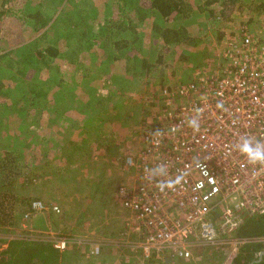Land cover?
I'll list each match as a JSON object with an SVG mask.
<instances>
[{"label": "rangeland", "instance_id": "374dc122", "mask_svg": "<svg viewBox=\"0 0 264 264\" xmlns=\"http://www.w3.org/2000/svg\"><path fill=\"white\" fill-rule=\"evenodd\" d=\"M188 1L194 11L188 22L181 23L190 32L188 41L166 47L154 30L163 21L151 9L144 6L148 14L144 21L137 22L143 9L140 4L151 0H15L21 8V19H12L17 23L16 45L14 52L0 60V78L14 88L5 101L8 108H0L6 117L0 132V203L4 202L0 207L12 203V198L7 199L11 193L25 198L27 203H16L14 224L0 225V261L7 257L4 251L10 243L18 239L53 244V239L68 236L72 243L66 252H60V264H232L231 248L207 247L190 260L159 262L140 258L118 239L126 215L118 189L133 182V170L126 158L139 152L142 126L162 108L161 88L216 73L222 66L223 38L241 26L264 35V0H240L229 20H215L201 11L205 0ZM33 14L47 19L43 29H33L37 17ZM111 16L128 20L129 28L136 27L143 46L138 53L133 52L136 59L121 60L122 64L114 69L119 72L114 80L95 66L103 54L101 45H96L100 50L97 53L76 52V47L89 38L88 25L97 30ZM175 24L180 25V20ZM132 35L128 38L130 44ZM101 41L102 38L98 40ZM148 44L151 47L147 48ZM49 45L63 51L49 67L42 68L33 48ZM152 51L154 56H150ZM159 54H163L162 64L156 58ZM146 57L153 60L151 71L136 68ZM15 63L25 64L26 73H21ZM12 74L17 78L8 79ZM102 74L109 77V82ZM90 75L93 81L83 80ZM57 78L65 81L64 93L69 97L64 100H56L62 88L57 87ZM73 91L79 107L72 110ZM91 92L94 100L101 101L92 102L86 112L84 106ZM22 95L29 97L23 99L28 102L24 109L17 103ZM32 95L39 96L36 107L30 103ZM13 97L18 99L14 101ZM35 199L57 205L61 211H32L27 217ZM92 244H100L98 254L92 253Z\"/></svg>", "mask_w": 264, "mask_h": 264}, {"label": "built area", "instance_id": "2783aa9c", "mask_svg": "<svg viewBox=\"0 0 264 264\" xmlns=\"http://www.w3.org/2000/svg\"><path fill=\"white\" fill-rule=\"evenodd\" d=\"M220 50L216 73L161 88L163 106L142 126L139 152L126 158L133 182L118 189L126 212L118 239L140 258L190 260L207 247L231 248L235 257L244 243L264 242L238 235L247 218L264 215V162L240 151L245 141L264 148V35L241 26ZM71 243L53 239L61 252Z\"/></svg>", "mask_w": 264, "mask_h": 264}, {"label": "trees", "instance_id": "16d2710c", "mask_svg": "<svg viewBox=\"0 0 264 264\" xmlns=\"http://www.w3.org/2000/svg\"><path fill=\"white\" fill-rule=\"evenodd\" d=\"M15 0H2L0 2V60L4 59L5 57L9 56L10 53L14 52L13 47L16 45V38L18 33L16 30H14V27L16 26V22L13 19V16L15 18L21 19V16L19 15V10L21 8H18L15 5ZM240 0H205L203 3V6H201V11L208 12V15L211 17L219 18L221 20H229L230 16L237 10ZM140 6L143 7L142 13H140V17L138 18V21H142L146 18L147 14H145V9L149 8L152 10L153 15L159 18L163 21V23L156 24L155 25V32L156 38L159 40L161 39L162 42L166 44V47H169L171 44H180L188 41V37L190 35L189 30L187 29L185 21L188 22L189 17L191 16L193 10V7L191 4H189L188 0H151V2L146 4H140ZM146 6V8L144 7ZM241 7V8H240ZM240 9L244 10L243 5L240 4ZM140 10V9H139ZM118 13H121V11L118 10ZM31 16V15H30ZM37 16V17H36ZM97 16V15H96ZM23 17V16H22ZM33 17H36L35 20V27L33 28L36 31H39L40 29H43L45 25L47 24V19L40 14H33ZM98 18V17H97ZM118 17L115 18V16L108 17L104 21H102L99 24V28L97 30H91V25H88L90 32L89 38L87 42L84 44H81L76 47V52L80 50H84L83 52H87V50H92L94 53L100 52V50L103 51V54L99 55V58L96 59V68L106 73V75L110 74L109 80H114V75L116 76L117 73L114 69L116 66H120L121 60L123 58L126 59H136L137 55L135 54L132 56L133 52H137L143 48L142 46V37H140V32H138L135 28H129V21ZM180 20V25L175 24V21ZM144 21V20H143ZM219 21V20H218ZM42 26V27H40ZM45 31V33H47ZM22 33V32H21ZM20 33V34H21ZM132 38V43L130 44L129 35ZM19 34V35H20ZM116 35H119V37ZM19 38V36H18ZM41 37H38V41ZM102 38L101 43L98 42L99 39ZM43 41L47 40L45 39V35L42 34ZM34 43H37V41H34ZM101 45L99 48L96 45ZM151 44H148V47ZM32 47V46H31ZM165 49V47H163ZM33 50L36 56L37 63H42V68L44 65L50 66V63L54 62L55 59L62 54V48H59L54 45H49L47 47H42L40 49ZM67 50V46L64 50V52ZM161 51V50H160ZM63 52V54H64ZM163 52V51H162ZM82 53V52H81ZM79 53V55L81 54ZM155 52L152 51V54L150 56H154ZM156 58H159L158 63L162 64L164 61L163 54L157 55ZM155 58V59H156ZM163 61V62H162ZM39 63V64H40ZM153 60L150 58H142L140 62V67H144L145 70L150 68V71L154 68L153 66ZM156 63V65L158 64ZM127 64V63H126ZM16 68H18L21 73L25 74L27 70V66L23 64V66H17V64H14ZM153 66V67H152ZM38 65L35 67L37 68ZM144 70V71H145ZM149 71V70H147ZM11 72V71H10ZM153 72V71H152ZM150 73V72H149ZM103 75V74H102ZM103 75L102 77H105L104 79L106 82H109L108 76ZM16 74H12L10 76V80L16 79ZM121 78V77H120ZM19 79H22L20 77ZM58 84L57 87L62 88L58 91V96L56 100H64L68 98L69 96H66L64 91H66V86L64 85V79L63 78H57ZM3 79L0 78V91H4V93H1L0 96V108H8L6 105V98L11 94L14 88H10V84L6 86L5 81H2ZM85 81H93L94 76L90 75L89 78H84ZM116 81V80H115ZM92 84V83H91ZM90 85V84H89ZM93 86V85H91ZM94 87V86H93ZM75 91V90H74ZM74 91L71 93V101L72 104L70 107H73V109H77L78 105V98L75 95ZM45 93L43 94V98L45 97ZM24 96V95H22ZM89 100L85 103L84 108H86V112L90 111L91 103H97L101 101L100 99L94 100L92 92L90 93ZM102 99V97L97 96ZM18 97H13V100ZM23 99H29L28 96H24L19 100L18 105L19 107H22L23 109L25 106L28 105L27 100L24 101ZM39 96L38 95H32L30 98L31 105H34L35 107L40 104L39 102ZM23 103V104H22ZM64 104V103H62ZM14 103L12 101L11 107H14ZM18 107V106H17ZM66 107V106H63ZM69 109L68 107H66ZM83 111V110H82ZM3 111L0 112V132L3 131V127L5 126L6 117L4 114H2ZM9 119V118H7ZM86 122V121H85ZM13 199L12 203L8 205H3L0 207V225H9L14 224V219L16 218V203H27V200L25 198H21L20 195H16L14 193L9 194L7 196V199ZM42 201L41 199H35L34 201ZM5 201V200H4ZM4 203V202H2ZM0 203V205L2 204ZM30 203V204H31ZM26 211V210H25ZM28 211V209H27ZM30 212L32 213V204L29 207V211L26 214L27 217L30 216ZM18 214V212H17ZM238 235L241 238H247V239H254L259 237H264V215L261 216H253L247 218L242 226L238 230ZM264 250V242L259 241H248L244 243L242 246L239 247L238 252L236 256L233 259L232 264H251L255 260L258 259L259 253ZM7 257L5 259H2L0 261V264H60V256L61 251L56 249L54 245L50 242H46L43 240H20L13 241L10 243L7 250L4 251ZM66 252V251H64ZM152 260V259H149ZM254 264H264V258L260 262H254Z\"/></svg>", "mask_w": 264, "mask_h": 264}, {"label": "clouds", "instance_id": "9594fccd", "mask_svg": "<svg viewBox=\"0 0 264 264\" xmlns=\"http://www.w3.org/2000/svg\"><path fill=\"white\" fill-rule=\"evenodd\" d=\"M191 123L193 126H196L195 121H192ZM240 151L247 154L250 163L264 162V148L260 145L252 147L249 141H245L240 146Z\"/></svg>", "mask_w": 264, "mask_h": 264}, {"label": "water", "instance_id": "95a60500", "mask_svg": "<svg viewBox=\"0 0 264 264\" xmlns=\"http://www.w3.org/2000/svg\"><path fill=\"white\" fill-rule=\"evenodd\" d=\"M263 258H264V250L259 253L258 259L255 260L254 262H260L261 260H263ZM254 262H252L251 264H254Z\"/></svg>", "mask_w": 264, "mask_h": 264}]
</instances>
